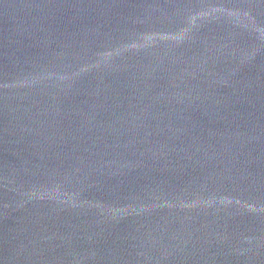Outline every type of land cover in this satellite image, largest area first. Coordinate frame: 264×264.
I'll list each match as a JSON object with an SVG mask.
<instances>
[{
    "label": "water",
    "instance_id": "water-1",
    "mask_svg": "<svg viewBox=\"0 0 264 264\" xmlns=\"http://www.w3.org/2000/svg\"><path fill=\"white\" fill-rule=\"evenodd\" d=\"M0 264H264V0H0Z\"/></svg>",
    "mask_w": 264,
    "mask_h": 264
}]
</instances>
